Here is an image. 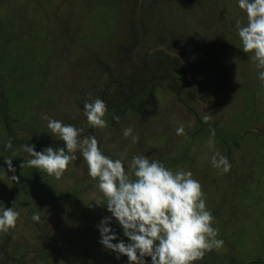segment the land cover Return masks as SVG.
I'll list each match as a JSON object with an SVG mask.
<instances>
[{
	"label": "rangeland",
	"instance_id": "1",
	"mask_svg": "<svg viewBox=\"0 0 264 264\" xmlns=\"http://www.w3.org/2000/svg\"><path fill=\"white\" fill-rule=\"evenodd\" d=\"M237 20L246 23L235 0H0V202L11 207L17 190L20 212L0 234V252L24 247L14 255L20 264H127L99 243L96 225L109 213L95 205L101 194L79 153L59 180L20 167L31 158L22 145L63 146L48 116L94 135L126 164L143 154L193 173L224 241L194 264H264V81L241 50ZM179 88L207 90L209 111L183 94L198 117L185 111ZM97 97L108 107L104 129L90 127L82 110ZM151 99L157 113L138 115ZM129 126L135 142L122 135ZM213 151L227 156L228 173L212 167ZM111 227L127 241L114 220Z\"/></svg>",
	"mask_w": 264,
	"mask_h": 264
},
{
	"label": "clouds",
	"instance_id": "2",
	"mask_svg": "<svg viewBox=\"0 0 264 264\" xmlns=\"http://www.w3.org/2000/svg\"><path fill=\"white\" fill-rule=\"evenodd\" d=\"M235 3L246 17V23L236 22L241 50L251 54L250 58L262 69L257 77L264 81V0H235ZM82 110L90 127L108 126L104 100L97 97L85 102ZM43 119L50 133L63 141V146L37 151L31 143L22 145L31 158L22 161L20 167L42 170L59 180L79 153L87 165L88 176L96 181L95 188L101 194L94 203L109 213L96 225L99 243L114 253L117 260L126 257L127 264H194L206 253L223 247L202 185L190 170L171 169L143 154L133 155L126 164L123 158L105 154L94 135H82V128L48 116ZM176 134L185 135L183 125L176 128ZM122 135L132 137L133 142L137 139L130 126L122 129ZM208 145L214 149V140L210 138ZM4 148L10 150L12 144L8 142ZM12 160L7 158L3 162L8 171L15 172ZM210 163L221 173H228L231 168L227 156L219 151H213ZM19 219L16 201L11 207L0 202V234L15 228ZM31 219L39 222L41 217L33 212ZM113 220L127 241L111 227Z\"/></svg>",
	"mask_w": 264,
	"mask_h": 264
},
{
	"label": "flooded vegetation",
	"instance_id": "3",
	"mask_svg": "<svg viewBox=\"0 0 264 264\" xmlns=\"http://www.w3.org/2000/svg\"><path fill=\"white\" fill-rule=\"evenodd\" d=\"M157 50H158V48H157ZM161 53H163V55H165L166 56V58H167V62H169V63H171V62H173L174 61V58L176 57V56H174L173 55V52H171V53H167L165 50H161ZM150 54V53H149ZM148 54V55H149ZM147 55V56H148ZM149 56H151V55H149ZM153 57V56H152ZM154 58V57H153ZM147 59V58H146ZM145 60V59H144ZM162 62H166V60L165 61H162ZM149 63L151 64V66H153V64H154V62H151L150 60H149ZM172 65H173V63H172ZM150 66V65H149ZM150 66V67H151ZM158 67H160V66H157L156 68H158ZM172 67H174V66H172ZM187 81V80H186ZM189 85H191V84H189ZM192 86V85H191ZM192 87H194L196 90H197V88H196V86L195 85H193ZM178 94H177V99H176V101L178 102V103H180V107H182V108H184V110L185 111H187L188 113H193V114H195V116L196 117H198L197 116V114L193 111V109H192V107L191 106H189V104H186L185 103V101H184V99H183V97H182V95L184 94V96H186V98H194V100H195V102L196 103H198V104H200L201 106H203L206 110H208L209 111V103H208V101H206L204 98H203V96H204V93H206L207 92V90H205V91H202V90H199V91H197L195 94H194V96L192 95V92H185L184 93V91H182V89L181 88H179L178 89ZM199 92V93H198ZM203 93V94H202ZM149 105L150 107H147V109H144V112L142 111V113H140V112H137L138 113V115H140L141 117L142 116H153L155 113H157V108H159L160 106H159V104L157 103V100L156 99H151L150 101H148V102H142V104H140V105H143V106H145V105ZM120 111V110H119ZM123 111V110H122ZM118 112V111H117ZM119 113V112H118ZM210 113V112H209ZM14 193H15V191H14ZM15 199H16V201L18 202V200H17V190H16V193H15ZM11 199H13V197H11ZM10 199V200H11ZM20 203V202H19ZM4 237V236H3ZM5 239V238H4ZM3 239V240H4ZM15 248L17 249V251L15 252V253H13V250H12V252H10L9 253V251L7 252V251H5L4 250V247H2L1 248V252H0V255H2V258L5 260L4 261V264H5V262L6 263H8V264H16L17 262H18V258L16 257V256H14V255H16V254H20V256H24L23 255V253H22V251L21 250H24L23 248L24 247H22V248H19V245L18 246H15ZM3 253V254H2ZM10 254H11V256H10ZM21 258V257H20ZM23 258V257H22ZM17 264H20V262L19 263H17Z\"/></svg>",
	"mask_w": 264,
	"mask_h": 264
}]
</instances>
